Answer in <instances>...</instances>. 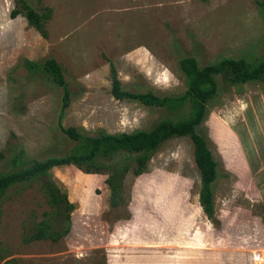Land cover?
I'll use <instances>...</instances> for the list:
<instances>
[{"label":"rangeland","instance_id":"1","mask_svg":"<svg viewBox=\"0 0 264 264\" xmlns=\"http://www.w3.org/2000/svg\"><path fill=\"white\" fill-rule=\"evenodd\" d=\"M256 1L41 0L52 10L48 37L42 38L25 18L10 16L13 0H0V152L10 158V144H17L28 160L42 161L72 149L62 128L96 136L179 119L164 109L115 100L110 63L128 91L181 95L183 57L202 67L264 54V18ZM48 58L62 66L72 93L61 118L62 89L49 78L31 77L24 64ZM227 84L197 130L217 162L214 219L199 206L193 144L174 138L141 175L129 171L116 207L107 175L72 165L51 168L48 176L73 205L70 233L58 242L23 240L49 213L38 186L0 197V264H228L229 236L233 243L240 237L255 241L264 230V83ZM6 162L0 159V174L12 170ZM250 257L247 251L240 264Z\"/></svg>","mask_w":264,"mask_h":264},{"label":"trees","instance_id":"2","mask_svg":"<svg viewBox=\"0 0 264 264\" xmlns=\"http://www.w3.org/2000/svg\"><path fill=\"white\" fill-rule=\"evenodd\" d=\"M12 18L20 15L33 27L42 38L48 37L47 23L52 10L40 6L41 0H13ZM264 18V0L256 1ZM27 71L33 78H49L62 89L60 118L69 107L72 97L68 89L62 66L53 58L42 63L24 61ZM180 71L186 80V90L178 96L158 95L152 91L131 92L123 88L115 66L110 63L111 95L117 101H136L146 107L167 110L174 118L159 120L148 130L132 133L88 136L75 127L62 128V132L74 142L66 156L51 157L42 161L28 160L20 145L10 144L12 153L6 158L0 152V159H6V165L12 170L0 174V197L13 189L38 186L49 208L47 216L36 227L25 232L24 242L38 240L58 242L70 230L72 203L67 194L62 192L48 176V171L56 166L72 165L85 174L107 175L106 184L110 189V203L116 207L122 194L123 183L129 171L141 175L152 156L167 141L186 137L193 144V158L200 174L201 188L199 204L209 219H214L213 184L218 177L217 162L212 155L206 139L198 133L208 108L212 107L218 95L223 91L221 85L226 81L227 88L239 87L253 82L264 83V54L254 61L223 59L218 63L200 66L194 57H183L178 62ZM221 78V83L217 81ZM224 80V82H223ZM20 97V96H18ZM18 97L11 102L12 110L17 109ZM187 111V115L185 112ZM11 140L15 136L10 134ZM29 233V234H26ZM7 264H16L15 261Z\"/></svg>","mask_w":264,"mask_h":264},{"label":"crops","instance_id":"3","mask_svg":"<svg viewBox=\"0 0 264 264\" xmlns=\"http://www.w3.org/2000/svg\"><path fill=\"white\" fill-rule=\"evenodd\" d=\"M199 206H200V204H199ZM204 215H206V214L204 213ZM262 231H263V234H264V230H262ZM263 234L258 235L259 236L258 240L263 237ZM255 235H257V234H255ZM227 237L228 236L225 235V238H227ZM253 239L250 241V238L240 237V238H238L237 243H233L232 240H231V237L229 236V238H227V242H226V245L229 244V246H230V247L228 246V248H229V252H228L229 263L228 264H240L241 260L243 259L242 257L244 256V254H246L247 251H249V250L250 251H254V250L260 248L261 245H263L262 243H260V245H258V241H254ZM247 241H249L250 243H248ZM203 244H205L207 246L211 245V243L207 242L206 239H205V241L203 240ZM203 248H207L208 249L209 247H205L204 246ZM208 252L210 253V251H208ZM226 255L224 257V260L227 259ZM231 258H234L233 261L231 260ZM249 264H252V261H251L250 258H249Z\"/></svg>","mask_w":264,"mask_h":264},{"label":"built area","instance_id":"4","mask_svg":"<svg viewBox=\"0 0 264 264\" xmlns=\"http://www.w3.org/2000/svg\"><path fill=\"white\" fill-rule=\"evenodd\" d=\"M261 239H264V234ZM261 239H257L255 241H258V245L261 243ZM251 255L250 259L252 261V264H264V245H261L260 248L254 250V251H248Z\"/></svg>","mask_w":264,"mask_h":264},{"label":"water","instance_id":"5","mask_svg":"<svg viewBox=\"0 0 264 264\" xmlns=\"http://www.w3.org/2000/svg\"><path fill=\"white\" fill-rule=\"evenodd\" d=\"M18 16H20V15H18ZM18 16H17V17H18ZM20 17H21V16H20ZM69 233H70V231H69Z\"/></svg>","mask_w":264,"mask_h":264}]
</instances>
